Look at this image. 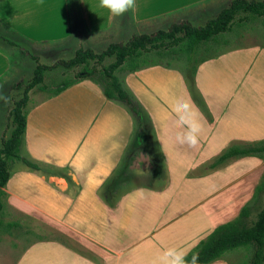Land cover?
Listing matches in <instances>:
<instances>
[{
  "label": "crops",
  "instance_id": "crops-1",
  "mask_svg": "<svg viewBox=\"0 0 264 264\" xmlns=\"http://www.w3.org/2000/svg\"><path fill=\"white\" fill-rule=\"evenodd\" d=\"M209 1L144 0L159 17L153 19L145 11L140 21L158 19L157 24L163 25L171 16L175 22L185 19L193 23L210 14L207 21L218 13L213 14L214 9L229 2ZM98 3L0 0V22L35 44L55 42L44 40L46 37L65 42L72 37L86 41L93 35L90 39L96 41L114 29L121 37L133 27L136 7L120 16L122 22L114 23L115 17ZM11 69L0 53V79ZM125 83L148 113L153 126V137L150 133L149 137L163 165V176L171 181L153 192L144 188L130 192L119 203L112 197L100 202L98 190L111 192L113 183L107 184L108 178L120 174L118 163L132 136L129 114L86 81L40 102L28 110L23 146L24 155L39 170L16 165L3 190L17 209L53 219L56 232L76 242L84 255L75 254L74 258L72 251L59 254L60 245L48 241L27 248L15 264H153L168 247L190 251L215 227L233 220L249 202L246 177L257 170L253 167L260 162L258 158H243L210 172L201 168L210 164L231 138H264V48L242 46L198 64L193 87L200 93L209 120L200 117L202 131L194 149L174 143L170 105L177 98L193 102L180 72L153 67L126 76ZM140 150L131 153L129 163L128 157L124 159L123 168L132 171ZM191 167L194 170L187 171ZM188 174L192 180L185 179ZM242 180L246 184L235 188ZM134 228L139 232L132 240ZM201 234L204 238L198 239Z\"/></svg>",
  "mask_w": 264,
  "mask_h": 264
},
{
  "label": "trees",
  "instance_id": "trees-1",
  "mask_svg": "<svg viewBox=\"0 0 264 264\" xmlns=\"http://www.w3.org/2000/svg\"><path fill=\"white\" fill-rule=\"evenodd\" d=\"M262 17H264V0H231L203 26H193L189 21L173 23L164 30H157L150 34H133L125 42L110 43L101 52L78 47L73 56L67 60H58L53 65L37 63L31 80L24 86L22 96L14 101V106L9 111L12 128L8 137L1 142L0 214L3 209V189L10 178L12 165L21 162L30 169L39 170L36 164L21 156L26 131L25 119L28 114L27 93L30 90L47 92L45 100H48L85 81L97 86L106 100L120 104L131 118L132 136L125 150V158L128 157L126 162L129 163L131 153L137 154V150H140L144 142H149V133L153 134V126L148 113L127 87L125 77L153 67L177 70L185 80L191 100L203 111L204 102L193 87V78L198 64L206 59L198 64H196L197 61L191 64L195 60V56L201 48L206 51L211 46L218 44L219 36ZM0 25L5 27L1 22ZM8 31L12 33L10 29ZM0 43L9 47H17L22 53L28 52L16 41L1 33ZM210 43L213 44L209 45ZM31 58L36 60L33 55ZM175 61L185 63L186 68L183 70L174 68L171 63ZM57 69L63 70L66 78L58 84L52 83L53 86L48 87L44 84V75L47 71ZM19 87V85L14 86V88ZM206 113L205 111L201 114L209 120ZM249 157L264 159L263 140L243 146L235 144L228 146L214 159L210 168L219 169L228 165V161L231 159ZM16 226V223L5 224L0 219V229L2 230ZM64 240L65 238L62 239V241ZM48 241V239L43 240V242ZM239 247L250 250L249 264H264V178L256 185L249 202L240 208L237 216L233 220L215 227L207 237L196 243L189 254L198 252V264H210L219 259L226 251Z\"/></svg>",
  "mask_w": 264,
  "mask_h": 264
},
{
  "label": "rangeland",
  "instance_id": "rangeland-1",
  "mask_svg": "<svg viewBox=\"0 0 264 264\" xmlns=\"http://www.w3.org/2000/svg\"><path fill=\"white\" fill-rule=\"evenodd\" d=\"M230 1L231 0H229V2ZM226 6L227 4L226 5L222 4L218 6V8L214 9L213 14H215L218 10L220 11L222 8ZM136 9H137V14L136 16H134L132 21L134 22V24H132L133 27H131L130 30L126 29L128 31L126 32L125 35L119 37L120 34H118L119 33L118 29H114V31L108 30V32L102 33L104 35H107V37L99 35L98 37H100V39L96 38V41L90 39V37H93V35H90L88 39H86V41L85 39L78 40L75 37H72L71 39L65 42L58 41V39H54L55 37H46L47 39L44 40L55 41V42H51V43L40 42L35 44V43H30L27 40L19 37L13 29H10V31L12 32L10 33L8 31V28H6V26L4 27L0 25L1 34L8 36L13 41H16L18 44H20L24 49L28 51L27 53H22L21 50L17 47H11V46L9 47L6 44L0 43V53L6 56L12 67L10 72L6 76H3L0 79V94L7 97L6 102L4 100H0V148H1L2 140H5L8 137L10 130L12 128V124H10L11 118L9 116V111L13 108L14 101L18 100L22 96L24 86L26 83H28L31 80L33 70L37 65V63L42 65H53L58 60H67L73 56L74 51L78 47L89 48L94 52H101L107 47V45L110 44V42L112 43L125 42L133 34H142V33L150 34L157 30L167 29L173 23L187 21L185 19H182L181 21L175 22L174 18L171 16L166 18L167 20L172 19V21L168 20L163 25L157 24L159 21L158 19L154 21L151 20V22L145 20L140 21L145 11H148L149 15H151L153 19L159 16L154 15L153 7H147L144 5V0H136ZM215 15H213V17ZM206 17L210 18V14H208ZM213 17H211V19ZM205 18L190 23L196 27L203 26L206 22ZM119 20L121 21L123 19L120 18V16L115 17L114 23L116 22L118 23ZM219 37L220 40L218 44L211 46L206 51L203 48H201L197 53V55L195 56V60H193L191 64L195 63L196 61H197L196 64H198L202 60L205 59L209 60L210 58L223 54L224 52H227L229 50H237L238 47H242V46H249L256 44L264 48V17L249 21L242 27L233 28V30L230 33H227L223 36L221 35ZM80 41L89 44L87 45L85 43H80ZM212 44L213 43H210L209 45ZM249 48L247 49L244 48L243 51H249L248 50ZM250 52L253 53L252 49L250 50ZM32 55L36 60H33L31 58ZM171 65L174 68H178L181 70L186 68V64L183 62L180 63L175 61L172 62ZM63 72L64 71L61 69L47 71L44 75V84L47 85L48 87H52L53 86L52 83L58 84L62 79L66 78ZM16 85H19L20 87L14 88V86ZM187 93L189 98H191L188 91ZM47 95H48L47 92H39L36 89L30 90L27 93V97H28L27 110H30V108L44 101ZM198 95L201 98L199 92ZM203 106H204V110L201 112L204 113L206 111L208 113L205 105ZM151 136L153 137L152 133ZM148 140H149L148 143L144 142L145 145H142L141 148L143 150L142 149L140 150L141 154H139L138 155L139 157L135 160L131 168L132 171H129V169H126L125 167L123 168L126 154L121 158V160L118 163L120 174L117 175V177L116 175L109 177L107 181V184L113 183L112 191L107 192L104 190H100V191L98 190L97 192L98 194L97 198L100 202H103V200L106 197H112L115 202L119 203V201L130 192L132 193L135 190H136L135 192H138L140 190H143L142 188H144L145 191L147 189L150 192H153L152 190L155 191L156 189L163 187V185L165 187L166 183H169L171 181L170 177L163 176L164 174L163 165L155 149L156 147L153 145V141L151 137H149ZM262 140L264 141V138L258 141H262ZM258 141H242L231 138L223 148L226 149L228 146L232 144L243 146L248 143H253ZM224 149H222L218 154H216L214 159L218 157ZM21 156L24 159L28 160L24 155L23 149L21 152ZM214 159L211 160L212 162L210 164L214 162ZM242 159H235V160L231 159L228 162L229 164H232L233 162H238L239 160ZM259 161L260 162H258V164L253 167L257 169L255 173L251 177H246V180L249 182L248 189H246V195L248 198H251L256 185L261 181V179L263 180L264 178L263 177L264 159H259ZM19 164H23V163L17 162L12 165L10 170V178L12 177V170L14 171V169L18 167L16 165ZM210 164L208 163V165L202 167L201 170L208 172L212 171L213 169L210 168ZM190 169H192L190 171L192 172L194 170V167L188 168L187 171H189ZM123 174H126V176L122 177ZM244 178L245 177H243L242 179ZM185 179L192 180L193 178L189 177L188 174V177H185ZM68 184L70 183L68 182ZM239 184L243 186L246 184V182L242 180L241 183H237L235 185V188H237ZM3 193H4L3 195L4 197H2L3 209L0 214V219L5 224L8 222H13L16 223L17 226L9 228L8 230L0 229V264H15L16 261L20 259L21 255L24 254L27 248L31 247L35 243H41L45 239H48L52 243H56L60 245L58 247L62 250L59 252V254H62L63 251H69V252L72 251V253L70 254H72L74 258L76 256L84 255L82 252L80 253L79 248H76L77 246V244H75L76 242L67 239L62 241V239L66 237L56 232L55 229L57 228L54 226L55 223L53 219H51L47 215L38 213L36 211H32V210L21 211L19 210V208L17 209L16 207H14L15 201L10 200V198L8 199L6 197L7 195L6 191ZM115 205H116L115 207H112L113 212L114 210H117L118 204ZM255 212L256 210L253 212V217L255 215ZM51 227H54V229ZM135 229L136 228L132 230V234H131L132 240H135L137 238L139 232L138 230ZM202 237L204 238L203 234L197 236L198 239ZM69 242H71L72 244H70ZM113 249L116 250L117 248L114 247ZM56 254L57 252L55 253V256L57 257ZM104 254L111 257L105 251ZM250 259H251L250 250H247L245 247H239L226 251L225 253L222 254V256L219 259L211 262L210 264L212 263L213 264H249ZM65 263L67 264L68 262L65 261Z\"/></svg>",
  "mask_w": 264,
  "mask_h": 264
},
{
  "label": "clouds",
  "instance_id": "clouds-1",
  "mask_svg": "<svg viewBox=\"0 0 264 264\" xmlns=\"http://www.w3.org/2000/svg\"><path fill=\"white\" fill-rule=\"evenodd\" d=\"M98 7L107 10L113 17H118L136 7V0H99ZM81 42V41H80ZM83 43V42H81ZM0 100L7 101V97L0 94ZM170 116L174 121V143L196 148L202 131L197 106L189 100L177 98L170 105ZM199 253L178 247H168L162 250L154 264H198Z\"/></svg>",
  "mask_w": 264,
  "mask_h": 264
}]
</instances>
